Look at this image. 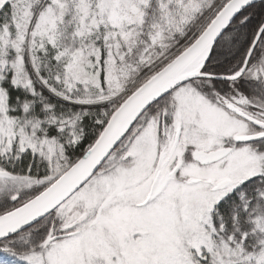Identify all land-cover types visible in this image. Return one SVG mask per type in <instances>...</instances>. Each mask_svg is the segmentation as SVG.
Returning <instances> with one entry per match:
<instances>
[{
    "label": "snow or ice",
    "instance_id": "obj_1",
    "mask_svg": "<svg viewBox=\"0 0 264 264\" xmlns=\"http://www.w3.org/2000/svg\"><path fill=\"white\" fill-rule=\"evenodd\" d=\"M0 264H264V0H0Z\"/></svg>",
    "mask_w": 264,
    "mask_h": 264
}]
</instances>
